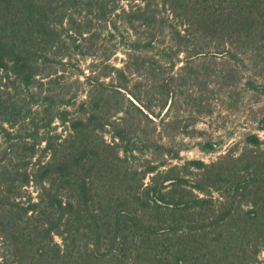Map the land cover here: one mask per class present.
Here are the masks:
<instances>
[{"label": "trees", "instance_id": "16d2710c", "mask_svg": "<svg viewBox=\"0 0 264 264\" xmlns=\"http://www.w3.org/2000/svg\"><path fill=\"white\" fill-rule=\"evenodd\" d=\"M70 51L103 55L77 87ZM241 67L264 0H0V264H264V139H176Z\"/></svg>", "mask_w": 264, "mask_h": 264}, {"label": "rangeland", "instance_id": "374dc122", "mask_svg": "<svg viewBox=\"0 0 264 264\" xmlns=\"http://www.w3.org/2000/svg\"><path fill=\"white\" fill-rule=\"evenodd\" d=\"M104 39V34H102L99 38H96L95 42L102 44ZM102 56L101 51L99 53L95 51V54L90 51L86 55L70 51L67 55H64L65 60H72L73 65L70 66L68 72H74L72 77L74 87L79 85L75 83L78 75L83 79L80 70L90 71L94 59H100ZM123 57L122 53H118L112 57V60L118 65H122L120 58ZM243 68L234 78V85H229L223 80V86L215 94L211 113L203 116L196 125L199 133H196L194 137L183 134L176 135L177 141L183 148L181 153L183 159L198 158L209 163L218 160L226 153L238 154L242 150H249L247 147L258 149L251 145L247 146L245 136L248 132L258 133L264 139V129H260L261 124L264 122V71L262 73H258L257 70L249 72ZM104 78L110 80V77ZM129 96L135 100L131 95ZM158 111L159 108H157ZM6 126L9 127L8 124ZM23 126L24 130H26L25 127L30 128V125L25 124ZM18 127L12 129L14 133L18 130ZM206 139L216 140L215 150L205 151L199 147L197 142ZM2 140L3 133L0 129V144ZM261 148L264 149V143ZM29 191V193L24 194V198L36 196L35 188H30ZM260 258L264 261V248L260 253Z\"/></svg>", "mask_w": 264, "mask_h": 264}]
</instances>
